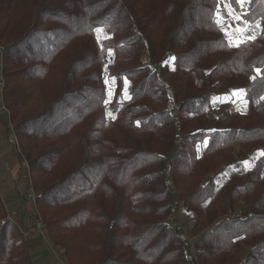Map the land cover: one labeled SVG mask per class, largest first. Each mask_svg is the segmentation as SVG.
Wrapping results in <instances>:
<instances>
[{"label": "trees", "instance_id": "trees-1", "mask_svg": "<svg viewBox=\"0 0 264 264\" xmlns=\"http://www.w3.org/2000/svg\"><path fill=\"white\" fill-rule=\"evenodd\" d=\"M215 5L0 0L3 103L69 264H264V155L243 164L264 153V79L251 78L264 76V36L229 47ZM250 7L264 18V0ZM233 87L249 112L210 119ZM221 166L243 169L227 177ZM0 264H35L1 193Z\"/></svg>", "mask_w": 264, "mask_h": 264}, {"label": "crops", "instance_id": "crops-1", "mask_svg": "<svg viewBox=\"0 0 264 264\" xmlns=\"http://www.w3.org/2000/svg\"><path fill=\"white\" fill-rule=\"evenodd\" d=\"M2 86V47L0 46V193L7 206V214L10 213L15 222L22 227L30 242L31 254H36L44 251L45 236L32 229L27 221V215L33 209V202L28 197L31 182L13 140L14 131L3 103Z\"/></svg>", "mask_w": 264, "mask_h": 264}, {"label": "rangeland", "instance_id": "rangeland-1", "mask_svg": "<svg viewBox=\"0 0 264 264\" xmlns=\"http://www.w3.org/2000/svg\"><path fill=\"white\" fill-rule=\"evenodd\" d=\"M221 11L222 13L225 11L223 8V5H221ZM100 38L102 37V35H99ZM109 98H108V103L106 106L107 109V114L109 115V113H111V115L109 116H114L115 112L114 109L111 105V99H112V94L113 92L111 91V86L109 85ZM128 85L125 88V92H127ZM241 88L239 87H233L228 89L226 92L218 94L214 97L212 105L210 106V108H208L207 111V115L210 117V119L215 120L217 119L218 115L224 111L225 109H230L233 113H247L249 112V105H248V100L246 99V95L244 94H240L238 91L233 94V90H240ZM185 115H189L188 113H184ZM13 140H15V144L16 146L18 145L19 147V154L22 158L23 163L26 161V163L28 164V168H25L26 172L28 173L29 176H31V171H30V164L29 161L27 160L26 156L24 155V153L22 152L21 146H20V141L18 136L14 133L13 135ZM263 150L259 147L253 149L250 153V155L246 158L243 159V164H244V168L248 169L251 168L255 161L262 155ZM247 162V163H245ZM243 168H233L230 166H221L219 168V172H224L227 177H229L230 175H232L234 172H240ZM208 176L204 179V181L208 180ZM34 187V186H33ZM38 208V205H37ZM243 210V203H239L236 207V211L234 212L235 214H241ZM38 211L40 212L39 208ZM41 214V212H40ZM42 216V214H41ZM178 222L181 226V232L185 235V239L191 243L193 242V238L191 237V233H190V224L193 222L192 217H190L187 212H185L183 209H180L178 211ZM7 218H8V214H7ZM27 219H28V215H27ZM44 225H43V232L45 234H41L43 236H45V240H44V246L45 249L43 252H37L36 254H33L32 257L34 259V263L35 264H69L66 260L65 255L63 254V250L60 249L57 245L54 244L53 240H51L50 236L48 235L47 229H46V224H45V220L42 216ZM14 222V221H13ZM15 224H17L16 222H14ZM20 226V225H19ZM249 247L247 246H243V253L246 254L248 252ZM52 254V256L50 255Z\"/></svg>", "mask_w": 264, "mask_h": 264}, {"label": "snow or ice", "instance_id": "snow-or-ice-1", "mask_svg": "<svg viewBox=\"0 0 264 264\" xmlns=\"http://www.w3.org/2000/svg\"><path fill=\"white\" fill-rule=\"evenodd\" d=\"M252 3L253 0H216L211 19L217 29L223 32L224 39L227 41L229 47L239 48L242 44L253 42L259 36H264V18H256L253 15L250 7ZM233 4L238 6V10L237 7H233ZM221 5H223L225 10L223 13ZM249 16H253V18L250 20L248 19ZM95 31L99 33L102 29L97 28ZM97 40L99 42V36H97ZM101 50H104L103 45H101ZM108 51L111 54L112 50L109 49ZM261 71L260 68H256V75L251 78L256 80L259 76L261 79H264V76H261ZM237 91L240 94H244L246 90H233V94Z\"/></svg>", "mask_w": 264, "mask_h": 264}, {"label": "built area", "instance_id": "built-area-1", "mask_svg": "<svg viewBox=\"0 0 264 264\" xmlns=\"http://www.w3.org/2000/svg\"><path fill=\"white\" fill-rule=\"evenodd\" d=\"M16 149L19 152L18 145H17V148ZM23 167H24V169L29 167L28 164L26 163V161L23 163ZM28 178H29V180L31 182V190L28 193V197L33 202V209H31L29 211L27 221H28L29 226H31L32 229H35L40 234H45L43 232L44 222H43L42 216H41V214H40V212L38 211V208H37L36 193H35V190H34L32 181H31V176L28 175ZM235 215H237V214H235V213L230 214L231 217H234ZM8 218L15 222V220L13 219V217H12V215L10 213L8 214Z\"/></svg>", "mask_w": 264, "mask_h": 264}]
</instances>
